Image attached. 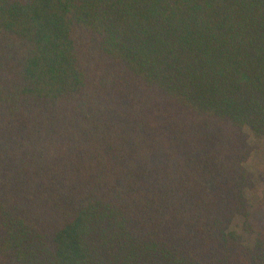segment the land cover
Masks as SVG:
<instances>
[{
	"label": "trees",
	"instance_id": "trees-1",
	"mask_svg": "<svg viewBox=\"0 0 264 264\" xmlns=\"http://www.w3.org/2000/svg\"><path fill=\"white\" fill-rule=\"evenodd\" d=\"M250 133L264 0H0V264H264Z\"/></svg>",
	"mask_w": 264,
	"mask_h": 264
},
{
	"label": "rangeland",
	"instance_id": "rangeland-1",
	"mask_svg": "<svg viewBox=\"0 0 264 264\" xmlns=\"http://www.w3.org/2000/svg\"><path fill=\"white\" fill-rule=\"evenodd\" d=\"M250 140L253 144V152L246 162V165L254 172L256 176L255 186L248 191V196L255 207L261 197L264 196V137H257L253 133H250ZM256 220H264V211H256ZM242 222L236 219L231 228L243 235L246 241H250V233L242 227Z\"/></svg>",
	"mask_w": 264,
	"mask_h": 264
}]
</instances>
